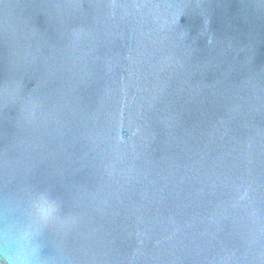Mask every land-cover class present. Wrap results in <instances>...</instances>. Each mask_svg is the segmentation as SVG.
<instances>
[{
    "label": "water",
    "instance_id": "water-1",
    "mask_svg": "<svg viewBox=\"0 0 264 264\" xmlns=\"http://www.w3.org/2000/svg\"><path fill=\"white\" fill-rule=\"evenodd\" d=\"M26 187L78 264H264V0H0V196Z\"/></svg>",
    "mask_w": 264,
    "mask_h": 264
},
{
    "label": "clouds",
    "instance_id": "clouds-1",
    "mask_svg": "<svg viewBox=\"0 0 264 264\" xmlns=\"http://www.w3.org/2000/svg\"><path fill=\"white\" fill-rule=\"evenodd\" d=\"M74 33L83 37L85 30ZM47 204L55 211L42 212ZM61 216L59 203L45 190L26 187L21 196H0V264H78L63 243L71 220Z\"/></svg>",
    "mask_w": 264,
    "mask_h": 264
}]
</instances>
